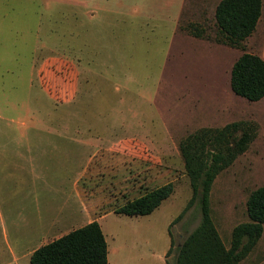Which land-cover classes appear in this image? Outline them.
<instances>
[{"label": "rangeland", "instance_id": "1", "mask_svg": "<svg viewBox=\"0 0 264 264\" xmlns=\"http://www.w3.org/2000/svg\"><path fill=\"white\" fill-rule=\"evenodd\" d=\"M220 2L0 0V145L21 144V131L35 129L43 131L30 138L35 143L82 147V190L99 201L113 196L98 211L108 264H175L201 222L196 203L172 226L175 247L165 256L170 225L193 195L180 144L202 128L254 127L248 150L210 195L227 248L233 229L250 220L248 198L264 186V98L235 95L231 72L245 52L264 58V0L242 48L216 40ZM190 24L203 36L190 34ZM58 159L47 163L52 177L65 176ZM168 183L173 194L152 214L115 212ZM0 241L5 248L1 231ZM240 264H264V233Z\"/></svg>", "mask_w": 264, "mask_h": 264}, {"label": "trees", "instance_id": "2", "mask_svg": "<svg viewBox=\"0 0 264 264\" xmlns=\"http://www.w3.org/2000/svg\"><path fill=\"white\" fill-rule=\"evenodd\" d=\"M263 0H221L216 9V40L231 47L253 35L262 16ZM188 32L202 37L203 30L190 24ZM231 88L235 95L248 101L264 98V58L245 52L231 72ZM255 138L254 127L244 122L226 124L223 128H202L187 136L180 144L192 198L184 211L171 223V247H175L172 226L194 204L201 209L199 226L178 247L175 264H240L253 251L264 233V186L254 190L247 201L248 222L233 229L230 248L225 245L212 217L210 195L218 175L244 154ZM174 184L152 189L127 201L116 209L126 216L152 214L174 192ZM109 246L98 221L52 242L42 245L31 257V264H108ZM169 264V262H168Z\"/></svg>", "mask_w": 264, "mask_h": 264}, {"label": "crops", "instance_id": "3", "mask_svg": "<svg viewBox=\"0 0 264 264\" xmlns=\"http://www.w3.org/2000/svg\"><path fill=\"white\" fill-rule=\"evenodd\" d=\"M39 134L43 131L28 129L20 133L21 144L0 145V231L7 238L5 248L0 241V264H31L33 253L42 245L94 221L103 229L104 212L98 211L104 202L113 200L111 195L99 201L82 190L80 145L30 139ZM57 152L59 155L51 154ZM51 158L62 162L64 177L51 176L55 174L47 164ZM72 165H78L77 172H71Z\"/></svg>", "mask_w": 264, "mask_h": 264}]
</instances>
